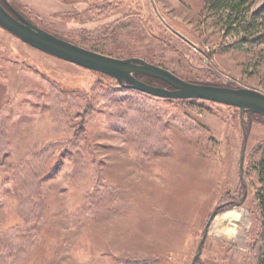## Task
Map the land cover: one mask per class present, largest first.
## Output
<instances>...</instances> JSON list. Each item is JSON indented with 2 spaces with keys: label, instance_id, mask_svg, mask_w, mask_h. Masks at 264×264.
Wrapping results in <instances>:
<instances>
[{
  "label": "rangeland",
  "instance_id": "rangeland-1",
  "mask_svg": "<svg viewBox=\"0 0 264 264\" xmlns=\"http://www.w3.org/2000/svg\"><path fill=\"white\" fill-rule=\"evenodd\" d=\"M7 1L86 49L264 94V44L236 47L204 0ZM262 148L260 114L122 88L0 27V264H257Z\"/></svg>",
  "mask_w": 264,
  "mask_h": 264
},
{
  "label": "water",
  "instance_id": "water-1",
  "mask_svg": "<svg viewBox=\"0 0 264 264\" xmlns=\"http://www.w3.org/2000/svg\"><path fill=\"white\" fill-rule=\"evenodd\" d=\"M6 9L0 3V27L18 37L25 44L76 66L99 72L114 78L123 88L135 90L153 97L172 100H203L239 108L241 113L248 111L264 116V94L247 88L220 87L187 82L172 72L152 65L140 58L120 59L104 55L74 43L56 37L55 35L31 23L20 13L10 8ZM136 74L146 75L165 82L168 87L150 85L136 77ZM245 148L241 159L244 162ZM215 211L208 221L204 236L199 246L201 256L202 246L207 238Z\"/></svg>",
  "mask_w": 264,
  "mask_h": 264
},
{
  "label": "trees",
  "instance_id": "trees-1",
  "mask_svg": "<svg viewBox=\"0 0 264 264\" xmlns=\"http://www.w3.org/2000/svg\"><path fill=\"white\" fill-rule=\"evenodd\" d=\"M204 4L208 13L216 15L225 21L226 30L229 34L234 33V35L241 36L240 41L235 45L236 47L239 48L247 43L264 44V4L256 9H253L252 0H204ZM115 33L112 30L107 35H104L106 42L114 39ZM136 77L151 85L169 87L159 79L142 74H136ZM254 169L260 185L255 195L261 217V248L257 264H264V148L260 151V156L254 165ZM29 182L32 188H35L33 177L29 179Z\"/></svg>",
  "mask_w": 264,
  "mask_h": 264
},
{
  "label": "flooded vegetation",
  "instance_id": "flooded-vegetation-1",
  "mask_svg": "<svg viewBox=\"0 0 264 264\" xmlns=\"http://www.w3.org/2000/svg\"><path fill=\"white\" fill-rule=\"evenodd\" d=\"M6 3L5 4H3L2 2V5L5 7V8H7V9H10L11 7L8 5L9 3H8V1L7 0H4ZM9 11V10H8ZM11 11V10H10Z\"/></svg>",
  "mask_w": 264,
  "mask_h": 264
}]
</instances>
